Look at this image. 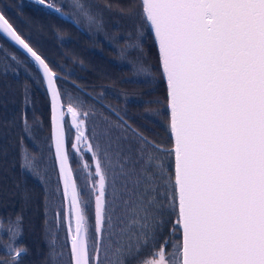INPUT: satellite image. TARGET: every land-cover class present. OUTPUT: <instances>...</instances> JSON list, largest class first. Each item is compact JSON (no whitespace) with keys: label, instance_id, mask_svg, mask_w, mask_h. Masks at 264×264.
<instances>
[{"label":"snow or ice","instance_id":"obj_1","mask_svg":"<svg viewBox=\"0 0 264 264\" xmlns=\"http://www.w3.org/2000/svg\"><path fill=\"white\" fill-rule=\"evenodd\" d=\"M77 7L84 10L79 0ZM138 7L154 33L167 84L172 139L167 155L174 158V169L166 177L163 196L168 215L175 216L172 251L165 248L169 239L156 248L161 225L155 220L164 206L152 193L159 194L153 178L154 168L161 166L147 149L158 151L157 146L117 122L102 133L109 143L101 155L100 143L93 146L86 134L89 112L69 96L66 113L76 132L72 148L81 153L85 145L92 161L81 164L87 173L83 191L89 197L82 200L65 148L66 113L55 73L0 13V32L39 64L51 93L71 264H102L105 236L109 264H126L149 246L153 258L142 264H264V0H139ZM112 128L132 133L140 145L135 160L119 143L126 136L111 141ZM97 135L94 131L92 138ZM89 207H94L91 226ZM9 231L14 236L15 229ZM12 251L11 264H16L25 250Z\"/></svg>","mask_w":264,"mask_h":264},{"label":"rangeland","instance_id":"obj_2","mask_svg":"<svg viewBox=\"0 0 264 264\" xmlns=\"http://www.w3.org/2000/svg\"><path fill=\"white\" fill-rule=\"evenodd\" d=\"M51 3L55 8L67 15L72 21L78 24L82 30H85L90 36H108L114 34L115 43L113 47L117 48L119 53L118 63L122 64L125 70L127 63L125 56V46L119 43L122 38H128V42H143L144 33L150 31L149 27L138 14L139 0H79L83 5V11L77 7V0H45ZM0 12L11 23L16 31L25 39V41L37 51L48 63L55 73V80L61 94V100L64 103L63 111L66 113L68 99L66 96L65 62L68 51L67 40L69 37L82 38L83 34L64 20L57 13L40 5L36 0H0ZM85 12L87 15H85ZM89 16L93 17L92 21ZM145 30V31H144ZM152 37V35H151ZM112 42V41H111ZM151 50L148 53L151 58V69L147 71L141 59L135 60V67L131 66V72L123 73L120 69V78L134 77L141 73L142 85L141 94H134L129 97L131 102L136 105L134 112L125 111V103L120 106L118 118L112 120L110 117H102L101 120L93 119L90 131H86L89 140L95 146L97 142L102 150L109 143V137L102 135L110 124L117 122L130 126L146 137L152 145L147 151L156 157V165L161 166L157 171L155 187L158 190L156 195L160 204L163 205L162 214L158 215L155 223L161 225L157 231L156 248H159L165 239H169V245H166V251H172L171 237L175 216H169L167 211V201L164 199V185L167 183L166 177L174 169L173 158L167 155V150L172 147V139L169 130V111L167 109V100L164 97L165 90L162 85L158 86V80L163 79L160 66L158 67L156 48L151 39ZM81 43V42H80ZM79 43V44H80ZM137 46V43H135ZM76 53L80 51V46L76 45ZM132 50V47L129 49ZM128 50V51H129ZM78 53V52H77ZM131 54H138L133 48ZM78 56V55H77ZM79 57V56H78ZM132 62V59H130ZM102 76L110 74L102 66ZM0 72L9 74L14 78L25 80L22 86V103L31 112V122L20 121L21 114L18 117L20 123L13 125V130L8 133L2 130L1 135L11 136V149L0 145L4 149V154H0V160L3 161L1 171L9 166L8 179L12 189L3 188V182L6 178V168L4 169V178L0 179V261L4 264H11L14 257V251L25 250L22 252L16 264H71L70 240L67 232V226L64 223V214L67 212L65 200L63 198V188L56 163L54 148L50 136L48 99L42 76L36 65L15 46L7 41L0 34ZM94 74L100 75L93 70ZM112 74V73H111ZM151 79L148 92L143 86V81ZM18 88H20L18 86ZM147 88V87H146ZM14 90V88H12ZM11 89V91H12ZM37 91L40 99H38ZM13 93V91H12ZM5 98L9 95L4 92ZM78 104V103H76ZM79 105V104H78ZM80 107V105H79ZM81 108V107H80ZM64 127L66 132V141L68 147V156L73 170L74 179L77 182L78 189L82 190V200L88 199V195L83 189L87 184L85 176L87 173L82 168L83 161L91 163V153L84 150L85 145H81V153H77L72 144L75 143L76 132L73 130L67 113L64 117ZM11 129V128H10ZM96 132V139L92 138V133ZM119 143L123 148L125 155H131L132 159L137 158L136 149L140 147L137 140L129 131L125 133L123 129L112 128L110 139L116 142L117 137H124ZM15 143L16 146L15 147ZM6 152V153H5ZM3 153V152H2ZM83 157V160H82ZM131 167V165H129ZM137 170L139 165L136 166ZM25 182L28 186L25 187ZM5 185V184H4ZM90 187V184L87 185ZM131 187V185H129ZM143 191V185L140 188ZM37 191V192H36ZM39 191V192H38ZM41 192V193H40ZM27 212V216L25 213ZM94 207L86 210L89 225L94 221ZM24 214V215H23ZM58 214L59 217H58ZM26 217V220H25ZM15 229V233L9 231ZM137 231L138 227H133ZM178 235V234H177ZM90 245L92 242V231H89ZM118 237H113V240ZM14 240V242H13ZM101 249L100 259L102 264H109L111 253L107 255L104 247L108 245V239ZM154 251L151 246L145 248L137 258H128L126 264H142L146 259H152L150 253ZM114 259V258H113Z\"/></svg>","mask_w":264,"mask_h":264},{"label":"flooded vegetation","instance_id":"obj_3","mask_svg":"<svg viewBox=\"0 0 264 264\" xmlns=\"http://www.w3.org/2000/svg\"><path fill=\"white\" fill-rule=\"evenodd\" d=\"M78 32L83 34L82 38L69 37L67 40L68 51L65 62V84L66 96L72 98L73 102L80 105L81 111L89 112L87 117V131L92 127L93 119L101 120L102 117H110L112 120L118 118L120 106L125 103V111L134 112L136 105H134L129 97L134 94H141L140 88L142 85L140 71L134 77L120 78L121 72H131V66L135 67V60L141 59L147 71L151 69V58L149 52L151 48V32L144 33L143 42L139 39L138 42H128V38H122V46L126 56L125 70L122 64L118 63L119 53L117 48L113 47L115 43L114 34L108 36H90L82 30L81 27L74 21H69ZM145 31V30H144ZM112 41V42H111ZM81 42V43H80ZM80 43V44H79ZM137 43V46L136 44ZM76 45L80 46V51H76ZM132 47V50H129ZM133 48L137 50L138 54H131ZM129 50V51H128ZM156 50V49H155ZM79 57H78V56ZM158 58V54L156 51ZM132 59V62L130 61ZM159 62V59H158ZM102 66L105 71L110 72L106 76H102ZM160 64H158V67ZM93 70L100 75L94 74ZM112 73V74H111ZM163 77V76H162ZM151 79L143 81V86L150 92L148 87L151 84ZM162 85L165 90L164 97H167L166 84L164 79L158 80V86ZM147 87V88H146ZM167 100V99H166ZM70 122V115L67 114ZM71 124V122H70ZM106 239L107 236H105ZM113 239V238H112ZM116 240V239H115ZM106 240H104L105 243ZM103 243V245H104ZM102 245V246H103Z\"/></svg>","mask_w":264,"mask_h":264},{"label":"trees","instance_id":"obj_4","mask_svg":"<svg viewBox=\"0 0 264 264\" xmlns=\"http://www.w3.org/2000/svg\"><path fill=\"white\" fill-rule=\"evenodd\" d=\"M24 82L25 80L22 79V75H19V78L17 79L9 74H3L0 72V145L3 144L4 147L6 146L10 149H11V136H9V139H8L6 135V138L4 140V136L1 135L2 130L6 129L7 131V128H8V133H9L13 130V125L20 123V121L24 122L26 120L27 123L31 122V112L26 107L24 108V110L23 108L21 109L20 121L18 119V117L20 116V114L18 113L19 109L21 106H23L22 93H21L23 89L21 85H23ZM18 86L20 88H18ZM12 88H14V90ZM4 92H6L9 95V98L7 99L5 98ZM40 95L41 94H39V92L37 91V96L39 100H41ZM48 112H49V109H48ZM15 147H18L16 146V143H15ZM4 151L5 150L1 148L0 154L3 155ZM2 164H3V161L0 160V179L4 178V174L2 173L4 172V169L6 168V171L9 170V166L5 165L6 167H4V169L1 171ZM5 179H7L8 181H6V183L3 182V185H1V187L8 188L9 190H11L12 186L10 184L11 180L8 179V171L6 172ZM26 186H28L27 182H25V187ZM25 216H27V212L25 213ZM25 220H26V217H25Z\"/></svg>","mask_w":264,"mask_h":264},{"label":"water","instance_id":"obj_5","mask_svg":"<svg viewBox=\"0 0 264 264\" xmlns=\"http://www.w3.org/2000/svg\"><path fill=\"white\" fill-rule=\"evenodd\" d=\"M45 4H49L47 2H45ZM49 8L50 10L54 11L55 13H57L60 17H62L64 20H67V21H72L67 15H65L63 12L59 11L57 12L55 9V7H47ZM1 13V12H0ZM10 23V22H9ZM149 27V30H150V26ZM14 28V27H13ZM15 29V28H14ZM17 32V31H16ZM151 34H152V37H153V41H154V45H155V48L157 50V53H158V58H159V50H158V45L155 43V38H154V33L150 30ZM0 34L7 40L9 41L13 46H15L20 52H22L25 56H27L35 65L36 67L38 68L41 76H42V79H43V83H44V86H45V91H46V96H47V99H48V109H49V128H50V136H51V141H52V145H53V148H54V152H55V144H54V138H53V129H52V122H51V116H52V111H51V93L50 91L48 90V85H47V81L43 75V70L40 68L39 64L30 56V54H28L26 52V50H24L23 48H21L18 44L15 43V41H13L10 37H8L5 33L3 32H0ZM17 34L19 35V33L17 32ZM22 38V37H21ZM23 39V38H22ZM26 42V41H25ZM27 43V42H26ZM30 46V45H29ZM31 47V46H30ZM34 50V49H33ZM35 51V50H34ZM37 52V51H36ZM38 55H40L38 52H37ZM41 56V55H40ZM41 58L45 61L46 64H48L46 62V60L41 56ZM160 63V61H159ZM49 66V65H48ZM50 68V67H49ZM160 68H161V65H160ZM51 69V68H50ZM52 71V69H51ZM161 71H162V68H161ZM53 72V71H52ZM163 76V75H162ZM164 79V77H163ZM54 80H55V77H54ZM165 81V84H166V80L164 79ZM55 86L57 88V90L59 91L58 89V86H57V83H56V80H55ZM166 90H167V84H166ZM63 111V108L61 109ZM70 122H71V117H70ZM63 125H64V121H63ZM73 130L75 131V128L72 127ZM64 130H65V127H64ZM65 148H66V151L68 153V148H67V141H66V132H65ZM56 157V156H55ZM173 161H174V158H173ZM56 163H57V166H58V171H59V162L56 160ZM69 166L71 167V164H70V160H69ZM60 175V173H59ZM74 177V175H73ZM61 179V177H60ZM61 183H62V188H63V181L61 179ZM65 200V199H64ZM65 206H66V210H67V201L65 200ZM74 226V225H73ZM69 240H70V237H69ZM70 251H71V240H70Z\"/></svg>","mask_w":264,"mask_h":264}]
</instances>
